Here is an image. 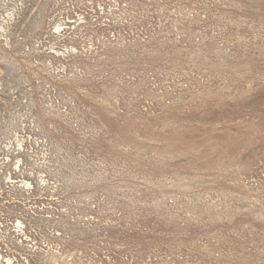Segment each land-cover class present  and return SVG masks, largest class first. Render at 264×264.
Returning <instances> with one entry per match:
<instances>
[{
  "label": "rangeland",
  "instance_id": "obj_1",
  "mask_svg": "<svg viewBox=\"0 0 264 264\" xmlns=\"http://www.w3.org/2000/svg\"><path fill=\"white\" fill-rule=\"evenodd\" d=\"M0 264H264V0H0Z\"/></svg>",
  "mask_w": 264,
  "mask_h": 264
},
{
  "label": "built area",
  "instance_id": "obj_2",
  "mask_svg": "<svg viewBox=\"0 0 264 264\" xmlns=\"http://www.w3.org/2000/svg\"><path fill=\"white\" fill-rule=\"evenodd\" d=\"M2 260V258L0 257V261Z\"/></svg>",
  "mask_w": 264,
  "mask_h": 264
}]
</instances>
